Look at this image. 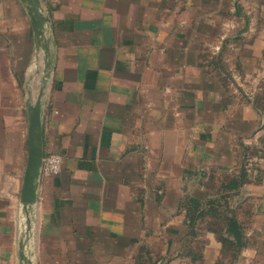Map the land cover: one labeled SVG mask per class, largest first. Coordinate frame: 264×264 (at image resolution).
I'll return each mask as SVG.
<instances>
[{
  "label": "crops",
  "instance_id": "1",
  "mask_svg": "<svg viewBox=\"0 0 264 264\" xmlns=\"http://www.w3.org/2000/svg\"><path fill=\"white\" fill-rule=\"evenodd\" d=\"M39 3L44 39L23 0H0V264H20L26 161L6 94L28 66L37 93L42 45L43 157L62 166L39 180L32 264H231L214 216L189 226L208 200L240 226L232 264H264V0Z\"/></svg>",
  "mask_w": 264,
  "mask_h": 264
},
{
  "label": "water",
  "instance_id": "2",
  "mask_svg": "<svg viewBox=\"0 0 264 264\" xmlns=\"http://www.w3.org/2000/svg\"><path fill=\"white\" fill-rule=\"evenodd\" d=\"M32 15L34 22L33 29L38 30L40 37L44 39V25L46 20L42 14L39 0H23ZM44 52V61L40 85L34 99L29 97L26 103L27 112V136H26V161L22 177L19 202L23 217V230L19 242V260L20 264H32L27 255L28 243L31 238L33 208L37 200V188L40 180V172L43 161L42 147V128H41V109L42 97L46 82L49 78L50 54L48 45H42Z\"/></svg>",
  "mask_w": 264,
  "mask_h": 264
},
{
  "label": "trees",
  "instance_id": "3",
  "mask_svg": "<svg viewBox=\"0 0 264 264\" xmlns=\"http://www.w3.org/2000/svg\"><path fill=\"white\" fill-rule=\"evenodd\" d=\"M246 182L247 174L242 165L238 170V175L236 178L229 181L226 189H238ZM218 198L223 199L224 196L219 194ZM187 211L193 214L192 218L189 219V226H191V228H193V225L196 223L195 214H197L199 218L205 215H212L216 218L213 222L206 223V226L216 234V238L222 245L221 259L226 255L229 257L231 264L235 262L239 255L241 230L238 222L233 216V218L227 217V215L224 214L225 212L227 213V211L223 210L222 204L214 200H208V202L203 205L193 203L191 208ZM148 264H154V262H149ZM216 264H222V262L218 261Z\"/></svg>",
  "mask_w": 264,
  "mask_h": 264
},
{
  "label": "rangeland",
  "instance_id": "4",
  "mask_svg": "<svg viewBox=\"0 0 264 264\" xmlns=\"http://www.w3.org/2000/svg\"><path fill=\"white\" fill-rule=\"evenodd\" d=\"M25 63V62H24ZM23 64V63H22ZM8 67H9V64H8ZM7 67V69H8ZM9 70V69H8ZM27 72L28 75L32 74L33 75V79L29 77V79H27V77L24 79L23 81V88L25 90L24 93H22V97L21 95L19 94V92H8L6 94V99H8V101L12 100V104H14L15 102V97H16V100H17V109L14 110V108L12 107L11 109L8 107V114L12 117L14 116V112L17 113V117H18V114H19V109H18V104L21 103L22 105V109H21V112H22V125H23V132H24V138H23V151L24 153L27 151V144H26V136H27V112H26V103L28 102L29 100V97H31L32 99H34V97L36 96V92L35 91V87H34V69L31 68V66H28L27 69L25 70ZM24 71V72H25ZM27 79V81H26ZM15 83L14 80H9V77H7V84H10L11 86H8L9 88L11 89H14L13 87V84ZM21 97V99H20ZM14 127V126H12Z\"/></svg>",
  "mask_w": 264,
  "mask_h": 264
},
{
  "label": "built area",
  "instance_id": "5",
  "mask_svg": "<svg viewBox=\"0 0 264 264\" xmlns=\"http://www.w3.org/2000/svg\"><path fill=\"white\" fill-rule=\"evenodd\" d=\"M62 166V157L59 155H48L43 157L40 175L43 177H52L60 173Z\"/></svg>",
  "mask_w": 264,
  "mask_h": 264
}]
</instances>
